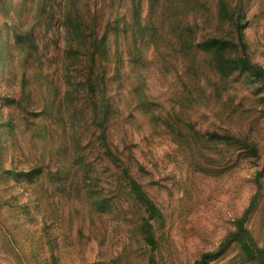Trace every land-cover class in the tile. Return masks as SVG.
Masks as SVG:
<instances>
[{
    "label": "rangeland",
    "instance_id": "374dc122",
    "mask_svg": "<svg viewBox=\"0 0 264 264\" xmlns=\"http://www.w3.org/2000/svg\"><path fill=\"white\" fill-rule=\"evenodd\" d=\"M216 1L0 0V264H257L198 261L251 203L264 248V83L179 50ZM241 8L264 69V0Z\"/></svg>",
    "mask_w": 264,
    "mask_h": 264
},
{
    "label": "trees",
    "instance_id": "16d2710c",
    "mask_svg": "<svg viewBox=\"0 0 264 264\" xmlns=\"http://www.w3.org/2000/svg\"><path fill=\"white\" fill-rule=\"evenodd\" d=\"M239 9L235 13L228 9L225 0H217L215 3V12L212 13L214 21V29L210 33H206L201 39L188 41V37L184 33H178L180 41L179 50L182 54L188 53L194 56V53H202L212 64V67L220 76H229L234 73H248L254 77L255 81L264 83V69L250 60L247 54V47L243 36V13L242 0L238 2ZM210 16V15H208ZM225 26L226 29L225 30ZM104 41V35L98 43ZM264 85V84H263ZM214 139H228L229 136H219L212 132ZM131 189L138 201L141 202L146 217L143 218L140 225V233L143 239L151 247H155L154 235L151 230L149 220L158 215V209L155 204L147 198L141 191L139 186L133 181ZM252 206L250 204L249 208ZM248 208V209H249ZM237 218L234 223V230L229 232L223 240L218 244L217 248L212 251L203 252L198 261L204 263L209 259L215 258L223 253L231 243H237L242 253L249 259L264 264V248L255 244L250 232L245 227L246 213Z\"/></svg>",
    "mask_w": 264,
    "mask_h": 264
}]
</instances>
